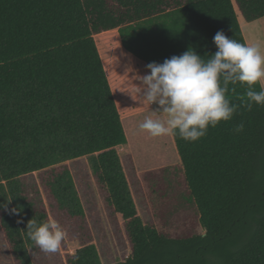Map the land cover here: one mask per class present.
Masks as SVG:
<instances>
[{
    "label": "trees",
    "instance_id": "trees-1",
    "mask_svg": "<svg viewBox=\"0 0 264 264\" xmlns=\"http://www.w3.org/2000/svg\"><path fill=\"white\" fill-rule=\"evenodd\" d=\"M238 15L264 18V0H0V229L14 264L40 251L26 234L33 218L62 226L65 252L66 241L79 244L65 264H101L66 165L83 157L108 218L122 221L129 255L118 264H264V106L239 107L196 142L172 135L180 164L140 177L154 199L144 222L95 41L116 30L146 66L189 48L207 60L218 31L246 44ZM246 87L230 84L226 98L241 105ZM33 173L38 185L28 188L22 179Z\"/></svg>",
    "mask_w": 264,
    "mask_h": 264
},
{
    "label": "clouds",
    "instance_id": "clouds-1",
    "mask_svg": "<svg viewBox=\"0 0 264 264\" xmlns=\"http://www.w3.org/2000/svg\"><path fill=\"white\" fill-rule=\"evenodd\" d=\"M217 51L205 60L189 48L179 56L152 62L142 77L141 101L156 105L153 115L145 117L139 129L150 137L178 135L187 142H196L207 135L209 127L233 118L239 107L251 110L253 103L264 106V52L258 44L246 45L229 39L223 31L213 37ZM246 87L247 101L231 104L226 98L229 85ZM260 84V90L255 85ZM235 88H232L234 91ZM239 123L233 132L244 131ZM17 211V210H13ZM26 234L43 253H56L66 232L54 219L27 223Z\"/></svg>",
    "mask_w": 264,
    "mask_h": 264
},
{
    "label": "crops",
    "instance_id": "crops-1",
    "mask_svg": "<svg viewBox=\"0 0 264 264\" xmlns=\"http://www.w3.org/2000/svg\"><path fill=\"white\" fill-rule=\"evenodd\" d=\"M237 19L246 44L250 45L249 40L252 41V45L255 44L252 40L254 38H252V34L247 40V32L243 27L246 26L249 30L254 29V26H256L254 24H258L264 18L251 23L244 22V25L240 15H238ZM257 33L256 30L255 35ZM98 37L100 42L96 44L107 72L127 137L126 144L116 147L124 173L125 164L126 166L129 164L131 172L139 177H141L142 173L149 170L179 165L180 160L171 136H167L169 138L167 141L159 143L160 137H150L146 132H142L139 129V124L144 120L141 118L144 114L142 109L149 107L141 101L143 95L142 77L148 74L146 64L122 48L116 30L102 33L96 36L95 40ZM113 70H116V72ZM151 115H153L152 112L146 117ZM122 159H126V162L123 163Z\"/></svg>",
    "mask_w": 264,
    "mask_h": 264
},
{
    "label": "rangeland",
    "instance_id": "rangeland-1",
    "mask_svg": "<svg viewBox=\"0 0 264 264\" xmlns=\"http://www.w3.org/2000/svg\"><path fill=\"white\" fill-rule=\"evenodd\" d=\"M242 22L243 25L246 23L243 20ZM254 25H256L254 29L252 28L250 30L246 26L243 27L247 32V40H249V36L252 34V38L254 37L252 39L253 43L258 44L262 52H264V20ZM256 30L258 33L255 35ZM95 41L99 43L100 38L98 37ZM249 42L252 45V41L249 40ZM152 106L142 109L144 113L141 116L142 119H145L151 112L150 110H154L157 107L156 105ZM167 139H169L167 136L160 137L159 143H163ZM122 162H126V159H122ZM66 165L69 168L78 197L85 211L87 223L93 238L92 244L98 252L101 264H118L129 255L128 244L120 226L122 221L119 219V226L116 227L108 218V213L103 206V201L94 184L88 158L83 157L68 161ZM124 168L138 216L145 222L150 218L149 211H151L152 205L154 204V199L150 197L149 191L144 183L141 182L140 177L131 172V166L129 164L126 166L125 164ZM22 182L28 188L36 187L38 185L36 173L26 175L22 179ZM198 231L201 232L200 229ZM78 248L79 244L77 242L66 241V252L62 247L56 253L51 254H45L40 250L37 254L31 256V260L33 264H65V254H73ZM0 264H14L8 247L4 242L1 229Z\"/></svg>",
    "mask_w": 264,
    "mask_h": 264
}]
</instances>
